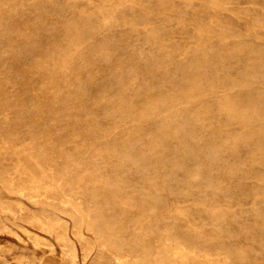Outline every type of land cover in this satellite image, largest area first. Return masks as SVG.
<instances>
[{"label":"rangeland","instance_id":"374dc122","mask_svg":"<svg viewBox=\"0 0 264 264\" xmlns=\"http://www.w3.org/2000/svg\"><path fill=\"white\" fill-rule=\"evenodd\" d=\"M263 126L264 0H0V264H264Z\"/></svg>","mask_w":264,"mask_h":264},{"label":"bare ground","instance_id":"6f19581e","mask_svg":"<svg viewBox=\"0 0 264 264\" xmlns=\"http://www.w3.org/2000/svg\"><path fill=\"white\" fill-rule=\"evenodd\" d=\"M120 1V0H119ZM122 4V3H121ZM120 5V4H119ZM118 7V6H117ZM114 8V7H113ZM103 17V16H102ZM98 29V28H97ZM147 38V37H146ZM79 40V39H78ZM129 40V39H128ZM152 40V39H151ZM84 41V40H83ZM98 42V41H97ZM96 42V43H97ZM154 45V44H153ZM134 47H136V46H134ZM133 47V48H134ZM243 47V46H242ZM241 47V48H242ZM100 49V48H99ZM98 49V50H99ZM138 49V48H137ZM103 50V49H102ZM168 50V49H167ZM127 51V50H126ZM166 51V50H165ZM220 51V50H219ZM261 53V52H260ZM129 54V53H128ZM215 55V54H214ZM108 56V55H107ZM121 57V56H120ZM218 57V56H217ZM216 57V58H217ZM200 58H201V56H200ZM260 58V57H259ZM107 59V58H106ZM212 59V58H211ZM79 60V59H78ZM102 60V59H101ZM104 60V59H103ZM110 60V59H109ZM141 60V59H140ZM196 60V59H195ZM212 61V60H211ZM96 62V61H95ZM170 63V62H169ZM207 66V65H206ZM122 71V70H121ZM166 72V71H165ZM199 73V72H198ZM254 73V72H253ZM175 75V74H174ZM195 77V76H194ZM154 78V77H153ZM199 78V77H198ZM250 78V77H249ZM243 79V78H242ZM247 79V78H246ZM199 80V79H198ZM205 80V79H204ZM236 80H238V79H236ZM243 80H245V79H243ZM240 82V81H239ZM245 82V81H244ZM250 82V81H249ZM196 83H197V81H196ZM200 83H201V81H200ZM164 84V83H163ZM212 84V83H211ZM242 84H243V82H242ZM250 84V83H249ZM214 85V84H213ZM229 85V84H228ZM233 85V84H232ZM237 86H238V84H236ZM216 86V85H215ZM222 86V85H221ZM252 86V85H251ZM197 87V86H196ZM212 87V86H211ZM246 87H248V86H246ZM148 88V87H147ZM192 88V87H191ZM238 88H240V87H238ZM156 89V88H155ZM181 89V88H180ZM190 89V88H189ZM194 89V88H193ZM213 89V88H212ZM241 89V88H240ZM184 90V89H183ZM195 90V89H194ZM242 90V89H241ZM186 91V90H185ZM225 91V90H224ZM194 94V93H193ZM209 94H210V92H209ZM186 95V94H185ZM208 95V94H207ZM179 96V95H178ZM184 96V95H183ZM194 96V95H193ZM169 97V96H168ZM203 97V96H202ZM240 97V96H239ZM198 98V97H197ZM230 98V97H229ZM228 98V99H229ZM244 99V98H243ZM154 101V100H153ZM165 101V100H164ZM202 101V100H201ZM230 101V100H229ZM105 102V101H104ZM252 102V101H251ZM172 103V102H171ZM253 103V102H252ZM254 104V103H253ZM169 105V104H168ZM172 105V104H171ZM247 105V104H246ZM193 106V105H192ZM237 106V105H236ZM239 106V105H238ZM218 107V106H217ZM227 108H229L228 106H227ZM263 108V107H262ZM143 110V109H142ZM235 110V109H234ZM208 111V110H207ZM220 111V110H219ZM232 111V110H231ZM246 111H249V110H246ZM251 111V110H250ZM258 111V110H257ZM256 111V112H257ZM160 112V111H159ZM254 112V111H253ZM225 113V112H224ZM242 113V112H241ZM247 113V112H246ZM166 114V113H165ZM250 114V113H249ZM257 114V113H256ZM153 116V115H152ZM228 116V115H227ZM149 117V116H148ZM221 117V116H220ZM154 118V117H153ZM258 118V117H257ZM133 119H135V118H133ZM262 120V119H261ZM260 120V121H261ZM253 121H255V120H253ZM263 121V120H262ZM141 122V121H140ZM185 124H187V123H185ZM240 124V123H239ZM250 124V123H249ZM263 125V124H262ZM136 127V126H135ZM211 127V126H210ZM248 127V126H247ZM264 127V126H263ZM140 128V127H139ZM248 129V128H247ZM140 130V129H139ZM250 130V129H249ZM143 132V131H142ZM249 132V131H248ZM255 132V131H254ZM258 133V132H257ZM263 133V132H262ZM240 134V133H239ZM259 134V133H258ZM134 135V134H133ZM250 135V134H249ZM128 137V136H127ZM249 139V138H248ZM253 139V138H252ZM246 142V141H245ZM253 143V142H252ZM97 144V143H96ZM254 144V143H253ZM233 145V144H232ZM126 146V145H125ZM114 147V146H113ZM133 148V147H132ZM211 148V147H210ZM111 149V148H110ZM90 150V149H89ZM115 150V149H114ZM93 153V152H92ZM264 153V152H263ZM224 154V153H223ZM256 154V153H255ZM254 154V155H255ZM263 155V154H262ZM94 156V155H93ZM68 158V157H67ZM66 158V159H67ZM72 159V158H71ZM97 159V158H96ZM44 166V165H43ZM43 166H42V168H43ZM56 166V165H55ZM75 166H77V164L75 165ZM35 169V168H34ZM36 170V169H35ZM38 170V169H37ZM32 172V171H31ZM34 172V171H33ZM21 174V173H20ZM63 178V177H62ZM24 179V178H23ZM100 179H102V178H100ZM264 179V178H263ZM4 180V179H3ZM25 180V179H24ZM100 183V182H99ZM20 184V183H19ZM18 184V185H19ZM23 184V183H22ZM69 190V189H68ZM24 192V191H23ZM73 193V192H72ZM81 197V196H80ZM74 199V198H73ZM126 201V200H125ZM13 205V204H12ZM4 207V206H3ZM2 207V208H3ZM8 207V206H7ZM13 207V206H12ZM12 207H11V209H12ZM16 208V207H15ZM10 210V209H9ZM11 211V210H10ZM9 211V212H10ZM101 211V210H100ZM141 217V216H140ZM30 219V218H29ZM53 219V218H52ZM97 223V222H96ZM115 226V225H114ZM127 226V225H126ZM137 226V225H136ZM128 227V226H127ZM73 232V231H72ZM74 233V232H73ZM140 233V232H139ZM114 239V238H113ZM108 251V250H107ZM110 253V252H109ZM117 264V263H116Z\"/></svg>","mask_w":264,"mask_h":264}]
</instances>
